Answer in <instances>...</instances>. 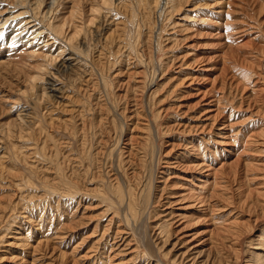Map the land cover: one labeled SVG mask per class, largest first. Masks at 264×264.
<instances>
[{"label":"rangeland","instance_id":"1","mask_svg":"<svg viewBox=\"0 0 264 264\" xmlns=\"http://www.w3.org/2000/svg\"><path fill=\"white\" fill-rule=\"evenodd\" d=\"M7 1L0 264H262L264 0Z\"/></svg>","mask_w":264,"mask_h":264},{"label":"bare ground","instance_id":"2","mask_svg":"<svg viewBox=\"0 0 264 264\" xmlns=\"http://www.w3.org/2000/svg\"><path fill=\"white\" fill-rule=\"evenodd\" d=\"M16 1H18L20 4L21 3H24L26 0H16ZM39 1V0H38ZM55 1V0H54ZM7 0H3V1H1L0 2V4H7ZM18 2H16V3H18ZM140 2V1H139ZM189 2V0H150L149 1V3H148V6H151L153 3H156V7L157 8H159V9H162V7H163V10H164V14L165 13H167L168 11L169 12H174V11H176V10H178V8L181 6V5H184V4H186V3H188ZM27 3V2H26ZM43 3V2H42ZM51 3H53V2H51ZM103 5H108L109 6V4H110V6H111V4L113 5L114 4V0H103ZM19 4V5H20ZM137 4V3H136ZM47 5V4H46ZM138 5V4H137ZM41 7V6H40ZM37 8V7H36ZM150 8V7H149ZM76 9V8H75ZM75 9H74V11H75ZM93 9V8H92ZM162 10V11H163ZM92 11V10H91ZM98 11H99V8H96V9H94V14L93 15H95L96 13H98ZM32 13V12H31ZM33 13H34V11H33ZM222 12H220V13H218V14H221ZM76 14V13H75ZM78 14V13H77ZM136 14V13H135ZM162 14V13H161ZM29 15V14H28ZM34 15V14H33ZM73 16L72 17H74L75 15H74V13L72 14ZM41 16V15H40ZM47 16H48V14H47ZM171 16V15H170ZM76 17V16H75ZM32 18V17H31ZM77 18V17H76ZM73 19V18H72ZM134 19H135V17H134ZM202 21H204L203 19H202ZM74 22V21H73ZM135 22V21H134ZM31 23V22H30ZM33 23V22H32ZM68 23V22H67ZM202 24H203V22H202ZM31 25V24H30ZM30 25H28V26H30ZM53 25V24H52ZM55 25V24H54ZM65 25H66V23H65ZM36 26V25H35ZM73 26V25H72ZM50 27H51V25H50ZM74 27V26H73ZM55 28V30H56V32H57V34H61V35H63L62 33L64 32V28H63V26H55L54 27ZM76 29H78V28H76ZM40 32H41V30H39ZM77 31V30H76ZM39 32V33H40ZM52 32V31H51ZM76 34H79V32H75ZM35 34H38V33H35ZM41 34V33H40ZM35 36V35H34ZM60 36V35H59ZM74 36V35H73ZM65 37V36H64ZM70 37V36H69ZM17 38V37H16ZM72 38V37H71ZM70 38V39H71ZM75 38H77L76 36H75ZM14 39V38H13ZM74 39V37L72 38V40ZM69 40V39H68ZM71 41V40H70ZM16 44V43H15ZM79 49V48H78ZM63 52V51H62ZM160 52V51H159ZM64 53V52H63ZM48 55V54H47ZM51 55V54H50ZM46 56L44 59H47V61H49V62H51V60H53V58L51 57V56ZM59 56L58 57H60L61 56V54H58ZM63 55V54H62ZM33 57V56H32ZM56 57V56H55ZM161 65H162V63H161ZM73 67V65H72V62H71V60L69 59V58H67V57H65L64 59H63V61H62V63H61V65H59V66H57V69H58V71H60V69H62V70H65V71H69V70H71L70 68H72ZM162 68H163V66H162ZM37 80V78L35 79H33V82H35ZM32 81V80H31ZM38 91V90H37ZM36 93V92H35ZM38 94V93H37ZM46 94H47V92H46ZM54 94V93H53ZM25 111V110H24ZM21 117H23L22 116V114H21ZM21 117H20V119H21ZM24 119V118H23ZM23 119H21V120H23ZM29 121V120H28ZM10 125V124H9ZM9 125L8 126H6V125H4V130L6 131H8V129H6L7 127H9ZM24 125H25V123H24ZM11 127V126H10ZM6 131V132H7ZM22 132V131H21ZM4 134V133H3ZM22 136V135H21ZM153 183V182H152ZM149 187L151 186L150 185V183H149V185H148ZM120 192V202H121V204L120 205H122V204H124V202H125V200H126V196H128L127 194L125 195V194H123V192L122 191H119ZM131 192V191H130ZM129 194V200H130V203H129V205H128V209H129V213H132V215L135 217V216H137L138 215V213H139V210H140V207H138L137 205H140V204H137V202H138V200H137V202H135L134 201V199H132L133 197H134V194L132 193H128ZM145 196H146V194H145ZM138 199H139V196H138ZM140 199L142 200V198L140 197ZM139 199V200H140ZM144 199V198H143ZM145 200H148V202H149V200H150V194L148 193V196L145 198ZM143 203H144V201H142ZM141 202V203H142ZM139 203V202H138ZM142 203V204H143ZM149 204V203H148ZM144 206V205H143ZM146 207V206H145ZM146 209V208H145ZM257 261L259 262V261H261V263L262 264H264V256L263 255H261V254H258L257 255Z\"/></svg>","mask_w":264,"mask_h":264}]
</instances>
